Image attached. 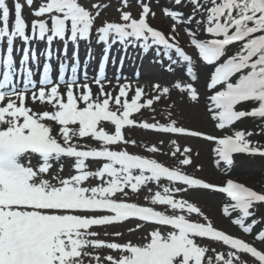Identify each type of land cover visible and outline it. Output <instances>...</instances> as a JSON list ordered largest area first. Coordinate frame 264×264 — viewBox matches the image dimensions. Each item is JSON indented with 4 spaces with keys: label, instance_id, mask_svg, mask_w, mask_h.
Returning a JSON list of instances; mask_svg holds the SVG:
<instances>
[{
    "label": "snow or ice",
    "instance_id": "1",
    "mask_svg": "<svg viewBox=\"0 0 264 264\" xmlns=\"http://www.w3.org/2000/svg\"><path fill=\"white\" fill-rule=\"evenodd\" d=\"M121 3L127 7L128 0ZM138 3V15L118 8L120 22L105 21L97 27L100 4L86 7L81 0H43L32 11L36 19L31 21L29 34L22 13L25 4L32 8L34 0L25 4L0 0V264H247L244 254L264 264V250L217 229L197 204L182 198L189 191L225 194L231 203L223 206V214L237 213L232 223L251 234L264 222L256 218L264 192L232 179L217 185L188 174L184 169L193 164L192 150L181 151L176 140L171 141L175 148L171 156L183 158L175 166H166L129 152L127 146L137 142L125 135L126 128L138 127L202 138L214 143L215 164L226 169L234 166V154L264 157V146L250 139L252 131L232 129L244 118L264 121V0H170L171 7L162 9L172 21L169 33L149 22L150 16H156L149 3ZM10 17H14L11 26ZM180 29L189 37L192 53L180 45ZM93 32L95 43L103 45L93 78L97 93L89 83H80L77 75L80 42L88 46L85 69L94 58ZM17 40L22 48L15 44ZM34 42L44 43L45 48L38 51ZM54 43L63 45L56 56L58 80L52 77L50 63ZM117 45V52H123L118 58L111 53ZM129 47L139 55L166 57V70L180 73L174 87L190 102H199L196 85L203 76L211 93L207 110L215 126L229 132L216 136L178 126L171 112L167 123L137 121L134 114L145 108L155 110L154 103L169 95L170 88L154 84L156 94L150 98L142 87L133 90L130 83H118L115 96L106 92V67L110 62L122 67ZM232 47L235 51L229 54ZM16 54L21 57L18 64ZM41 56L44 61L37 82L33 65L39 68ZM69 59L71 77L66 79ZM116 78L123 77L117 73ZM84 79H88L86 72ZM130 91L134 94L129 98ZM29 99L46 103L52 110L36 111L28 106ZM245 104L254 106L242 107ZM104 122L114 126V131H106ZM80 140H93L98 146ZM147 151L160 149L151 145ZM90 163L97 167L93 170ZM66 164L70 174L64 176ZM152 183L161 190L145 196L151 206L128 198L129 189L136 194ZM194 215L203 222L193 219ZM131 221L136 223L130 232L153 226L144 242H109L98 239L99 233L92 230ZM205 239L220 242L228 251L217 252L198 242ZM255 239L264 241V228ZM103 248L118 255L101 257L97 250ZM210 251L213 255H208Z\"/></svg>",
    "mask_w": 264,
    "mask_h": 264
},
{
    "label": "rangeland",
    "instance_id": "2",
    "mask_svg": "<svg viewBox=\"0 0 264 264\" xmlns=\"http://www.w3.org/2000/svg\"><path fill=\"white\" fill-rule=\"evenodd\" d=\"M166 1L165 7H171L170 0ZM43 2V0H34V4L32 8H29L25 4V0H23L22 4H25L23 10L25 12V20L27 23L32 21V18H35L32 15V11L39 7V5ZM145 3H149L153 12L156 13L155 18L149 17V22L156 28L164 31L165 33L170 32V25L172 21L163 14L162 2H156L155 0H143ZM81 3L86 7H91L93 4H100L102 6L100 10V15L96 19V26L102 25L105 21H114L120 22V11L118 8H122L123 5L121 0H81ZM107 4V7H103V5ZM124 11H130L134 16L138 15L141 10V5L138 3V0H128L127 7H123ZM14 17H10V26L12 24V20ZM179 42L182 47H185L186 51L192 53L193 49L189 45V37L185 34V32L180 29L179 30ZM93 41H95V33L93 32ZM131 48V47H130ZM133 49V48H131ZM233 50L229 49V53ZM141 62L145 67H152L155 69L157 76H148V77H129L126 80H107L104 81L105 91L111 92L113 96H115L119 89L118 83H130L132 89L140 86L144 89L146 97H152L156 94L153 85L159 84L161 87L167 86L170 88V94L162 96L159 102L154 103V109L145 108L141 110V113L134 114V118L137 121H158L160 123L169 122L168 113L171 112V119H175L177 121L178 126H183L193 130H199L210 135L222 136L226 134L229 129L219 130L215 125L216 122L212 120L210 113L207 110L208 100L207 97L211 95L205 88V79L201 76L199 83L196 85L200 92V100L199 102H190L187 100L186 95L181 93L174 87L175 81L180 77L179 70L177 69L175 74H172L168 71H164L166 68L167 58L164 57L163 60L154 59L151 53L141 55ZM147 62L155 64V66L146 64ZM147 70L146 68H144ZM109 81H112L109 82ZM91 85L94 93H97L99 90L94 82H87ZM65 86L61 85V91H64ZM134 94V91L129 92V98ZM28 106L33 108L36 111H51L52 108L48 104H41L39 102L33 103L30 99L27 101ZM241 130L252 131L253 135L250 139L253 142L262 145L259 142V137L263 132L257 121L253 119L244 120L243 125L236 124ZM102 126L106 131L112 132L114 131V126H112L109 122H104ZM125 135L127 138L135 140L136 145H128L127 150L131 153L141 154L145 156H149L157 159L159 162L164 163L166 166H175L177 163V159L183 158L179 154L177 157H172L171 152L175 150L174 146L171 144L172 140H176L177 144L180 146L181 151L183 148L190 147L191 155L193 159V164L185 167V171L188 174L193 175L196 178H202L206 181L212 182L214 184L223 185L228 179H232L233 181L242 182L245 186L252 187L254 190L258 192H264V157L256 158L255 156H251L248 154L237 155L234 154V166L230 169H226V166L223 164L221 166H217L215 164V153L213 152L214 143L208 142L202 138H194L186 135H177V134H162L151 130H143L140 128H132L125 129ZM161 141L163 143H161ZM81 144H89L91 146H98L93 140H80L78 141ZM151 145H156L160 151L157 153H150L147 151V147ZM263 146V145H262ZM120 147H124L121 145ZM35 163V161H33ZM199 166V167H198ZM90 167L94 170L97 165L95 163H90ZM226 169V170H225ZM56 168H53V172H55ZM261 170V171H260ZM233 171V172H232ZM70 174V170L68 165H65V171L62 175L67 176ZM92 184L97 183V181L92 180ZM162 183H166L162 181ZM151 188L152 192H149L148 189ZM161 190L159 186L154 183L149 184L147 187L142 188L139 193H132L129 189V199L140 203L142 205H149V201L145 200V196H151L155 191ZM177 198H181L180 194H177ZM184 199L189 200V202L197 204L202 211L209 217L211 222L215 227L225 230L226 232L234 235L235 237L242 238L247 242L254 244L258 249L264 250V241L257 240L251 234H245L238 226L232 223L233 217L225 216L223 214L222 208L226 204L225 200L218 194L212 193L210 191L204 192H193L189 191L187 194L183 195ZM151 206V205H149ZM260 207L263 204L259 205ZM160 210H164L160 208ZM169 214H171V209H168ZM256 215H262L261 218L264 219V210L259 209ZM193 219L201 220L202 218L193 216ZM262 221V219H261ZM136 221L126 222L121 225L116 226H95L92 230L99 233L98 239L105 241H115L118 243H125L131 241L133 243H142L144 242V237L147 233L152 229V225H147L144 228L136 229L134 231H129L130 228H135ZM115 232H121L122 235L117 237L113 235ZM107 233V234H105ZM202 246H208L210 248H215L217 252H226L228 251L226 246H222L220 242H212L209 240H201L198 241ZM101 257H104L111 253L112 255H118L115 252H112L109 249L103 248L97 250ZM208 255H213L210 251ZM242 259L247 261V264H258L250 256L244 254ZM106 264V262H105Z\"/></svg>",
    "mask_w": 264,
    "mask_h": 264
},
{
    "label": "trees",
    "instance_id": "3",
    "mask_svg": "<svg viewBox=\"0 0 264 264\" xmlns=\"http://www.w3.org/2000/svg\"><path fill=\"white\" fill-rule=\"evenodd\" d=\"M253 106H254V105H252V104H245V105H243L242 107H244V108H250V107H253ZM260 122L262 123V125H264V121H261V120H260ZM260 140H261L262 143L264 144V135L260 137ZM259 158L263 159V157H259ZM263 166H264V165H263ZM261 170L263 171L264 169L262 168ZM261 170H260V171H261Z\"/></svg>",
    "mask_w": 264,
    "mask_h": 264
},
{
    "label": "bare ground",
    "instance_id": "4",
    "mask_svg": "<svg viewBox=\"0 0 264 264\" xmlns=\"http://www.w3.org/2000/svg\"><path fill=\"white\" fill-rule=\"evenodd\" d=\"M155 1L156 2H162L163 3L164 0H155ZM162 6H164V7L166 6V1H165V3L162 4Z\"/></svg>",
    "mask_w": 264,
    "mask_h": 264
}]
</instances>
